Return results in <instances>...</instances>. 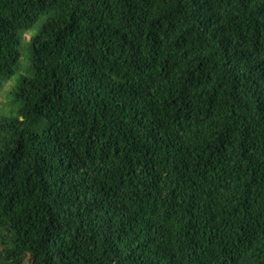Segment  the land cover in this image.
Here are the masks:
<instances>
[{
    "label": "trees",
    "instance_id": "16d2710c",
    "mask_svg": "<svg viewBox=\"0 0 264 264\" xmlns=\"http://www.w3.org/2000/svg\"><path fill=\"white\" fill-rule=\"evenodd\" d=\"M21 61L0 264H264V0H0Z\"/></svg>",
    "mask_w": 264,
    "mask_h": 264
},
{
    "label": "rangeland",
    "instance_id": "374dc122",
    "mask_svg": "<svg viewBox=\"0 0 264 264\" xmlns=\"http://www.w3.org/2000/svg\"><path fill=\"white\" fill-rule=\"evenodd\" d=\"M28 39L29 36H26ZM22 54L27 58L29 55L27 50H24ZM23 56V57H24ZM27 71V62L21 61V68L12 76L3 87L0 88V118L2 117H14L17 115L20 104L15 100V87L20 82L21 78L29 75ZM40 125H35L34 130L40 131Z\"/></svg>",
    "mask_w": 264,
    "mask_h": 264
}]
</instances>
